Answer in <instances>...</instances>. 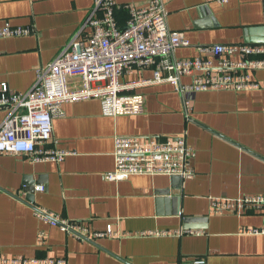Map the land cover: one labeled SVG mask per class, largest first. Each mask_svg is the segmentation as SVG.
I'll return each instance as SVG.
<instances>
[{"label":"crops","instance_id":"obj_1","mask_svg":"<svg viewBox=\"0 0 264 264\" xmlns=\"http://www.w3.org/2000/svg\"><path fill=\"white\" fill-rule=\"evenodd\" d=\"M143 6L149 0H115ZM168 26L191 45L176 56L192 58L197 45H264V0H164ZM93 0H0V27L31 25L35 33L0 38V82L26 92L36 69L50 63L86 21ZM126 10H117L120 24ZM86 28L83 34H89ZM140 75H142L140 77ZM264 81V70L253 72ZM151 70L124 76L134 82ZM184 83L191 78L184 76ZM145 98L140 114L108 117L99 99L63 104L53 121L59 148L72 152L60 163L34 162L25 154L0 155V252L7 257H64L68 264H179L205 257L207 264H264V234H239L260 227L259 211L210 214L212 198L264 195V89L208 90L193 100L186 121L182 97L168 82L135 86ZM5 116L0 112V123ZM195 148V175H133L113 182L115 136L178 137ZM26 180L42 185L34 206L82 221L93 230L112 224L125 231L196 230L182 236L81 240L40 221L25 202ZM14 194V195H12ZM43 230L46 240L36 241Z\"/></svg>","mask_w":264,"mask_h":264},{"label":"built area","instance_id":"obj_2","mask_svg":"<svg viewBox=\"0 0 264 264\" xmlns=\"http://www.w3.org/2000/svg\"><path fill=\"white\" fill-rule=\"evenodd\" d=\"M226 3L228 0H208ZM127 12L124 25L117 10ZM164 0H149L146 5H119L115 0H93L90 13L81 28L54 59L36 69L33 86L26 92L12 90L0 82V155L25 154L34 162L60 163L72 154L59 148L53 138V121L63 114V104L99 99L102 114L108 117L140 114L145 98L133 93L135 86L168 82L182 97L183 114L192 121L193 100L198 92L208 90H259L264 81L253 78V72L264 70V45L247 43H213L196 46L192 58L176 56L177 48L191 45L183 32L169 28ZM86 28L90 33L84 35ZM35 33L31 25H13L6 21L0 27V38ZM151 70L152 76L134 82H123L126 75ZM142 75H140L141 77ZM191 81L184 83L182 78ZM114 169L105 174L109 181L127 180L133 175H168L190 179L195 175V148L186 133L178 137L115 136ZM36 190H43L42 185ZM25 202V201H24ZM43 223L57 226L81 240L101 238L182 236L200 234L194 230L125 231L107 225L93 230L82 221L25 202ZM259 211L260 227H241L239 234H264V195L238 198H212L209 213H242ZM46 234L40 230L36 241L43 244ZM0 264H68L64 257H7L0 252ZM179 264H207L205 257H193Z\"/></svg>","mask_w":264,"mask_h":264},{"label":"water","instance_id":"obj_3","mask_svg":"<svg viewBox=\"0 0 264 264\" xmlns=\"http://www.w3.org/2000/svg\"><path fill=\"white\" fill-rule=\"evenodd\" d=\"M36 191V182H31L30 180H26L25 187L23 188V192L26 194L25 202L34 205V197ZM14 195V194H12Z\"/></svg>","mask_w":264,"mask_h":264},{"label":"trees","instance_id":"obj_4","mask_svg":"<svg viewBox=\"0 0 264 264\" xmlns=\"http://www.w3.org/2000/svg\"><path fill=\"white\" fill-rule=\"evenodd\" d=\"M128 17V16H127ZM126 20H127V18H126ZM125 24V23H124ZM123 23H122V25H124Z\"/></svg>","mask_w":264,"mask_h":264}]
</instances>
